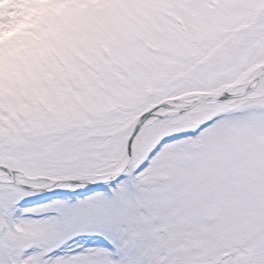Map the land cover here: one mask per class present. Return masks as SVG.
Listing matches in <instances>:
<instances>
[{"label":"snow or ice","instance_id":"6c2138e0","mask_svg":"<svg viewBox=\"0 0 264 264\" xmlns=\"http://www.w3.org/2000/svg\"><path fill=\"white\" fill-rule=\"evenodd\" d=\"M0 264H264V0H0Z\"/></svg>","mask_w":264,"mask_h":264}]
</instances>
